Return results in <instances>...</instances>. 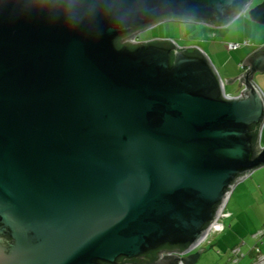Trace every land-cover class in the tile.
<instances>
[{
    "label": "water",
    "instance_id": "95a60500",
    "mask_svg": "<svg viewBox=\"0 0 264 264\" xmlns=\"http://www.w3.org/2000/svg\"><path fill=\"white\" fill-rule=\"evenodd\" d=\"M252 2L0 0V264L198 263L264 167V46L228 97L198 47L133 40L168 21L264 26Z\"/></svg>",
    "mask_w": 264,
    "mask_h": 264
},
{
    "label": "crops",
    "instance_id": "0c3cea01",
    "mask_svg": "<svg viewBox=\"0 0 264 264\" xmlns=\"http://www.w3.org/2000/svg\"><path fill=\"white\" fill-rule=\"evenodd\" d=\"M177 23H180L182 25L181 26V28L183 29V38H181L182 41L180 40V42H178L174 39H170V40L176 41L177 44L181 48L182 47H198L199 49H201L206 54V56L208 57V59L210 60V62L214 66V68L217 70L222 81L226 84V86H225L226 94L230 97L239 96L242 92L241 91L242 87L238 86L239 89L236 93H234V91H227L228 86H230V85L236 86L239 84H235V82H233L232 84L226 83V78L238 77L239 75L243 74V71L246 69V66L244 65V62L246 61V59L252 53H254L255 51H257L258 49H260L262 47L261 46L260 47L255 46L258 44L254 45V40L252 39L253 42L251 41V37L249 35H247L245 27H243V26H241V28L238 26L237 27H231L230 30L228 32H226L225 30H222V29H225L228 26L225 28L224 27H218L217 28V27H212L210 25H206V24H199V23H192V22H184V23L183 22H177ZM188 24L196 26L193 28L194 31L189 37H187L188 36L187 33L189 31V27H187ZM243 28H244L245 33H243V31H242ZM150 29H152V28H150ZM146 31H148V30H146ZM146 31H144L143 33H145ZM194 34L196 36H194ZM197 35L200 37V41L195 40ZM245 41H248L249 45L243 46L239 50L230 51L227 48V43H229V42L244 43ZM263 41L261 44H260V42H256V43H259V45H262V44H264ZM251 48H253V49H251ZM226 54H228L229 56L227 57ZM263 74L255 76L254 82L257 84V86L260 88V90L264 94V75ZM238 79L239 78H237L236 80H238ZM233 88H235V87H233ZM263 130H264V127L262 129V137H261V141H260V145L262 147H264V144L261 143L262 138H263ZM249 178L247 179L246 182L240 184L236 188L235 192H239L240 196L238 197V199H239L240 203L241 202L245 203L244 201H247V202L250 201V202H253L251 204V206H253L255 204V201H258L256 199L258 197L257 193L259 191H262V190L264 191V167L253 172V174ZM258 205H259V203H258ZM259 210H257V211H255L254 209L252 210V213H253L254 217L256 216L255 218L257 219V221L262 219V216H261ZM261 212L264 213L262 210H261ZM235 217H237V216L235 214H233V217H232L231 221L229 222V225H230L229 229H232V230L234 229L233 226H234ZM263 224H264V221H263L262 225ZM230 232L228 230L226 233L230 234ZM239 235L240 234L238 231V237L237 238L239 239V242H237L234 239V236H230L228 244L226 243V244L221 245V247H223V249L225 250V252H222V254L224 256L227 254L226 255L227 259L229 258V254H228L229 249L233 248L238 243L243 241ZM219 253L221 254L220 251H219Z\"/></svg>",
    "mask_w": 264,
    "mask_h": 264
},
{
    "label": "rangeland",
    "instance_id": "374dc122",
    "mask_svg": "<svg viewBox=\"0 0 264 264\" xmlns=\"http://www.w3.org/2000/svg\"><path fill=\"white\" fill-rule=\"evenodd\" d=\"M262 1L264 0H254V5L256 6ZM181 26L182 25L180 23H177L174 21L163 22L160 25H157L154 28L146 31L145 33L143 34L141 33L140 38L143 41L154 40V39H174L180 42V40L182 41L181 38H183V29L181 28ZM237 26L240 28L241 26L245 27L247 35L251 37V41L253 42L254 40V45L258 44L255 46H258V47L264 46V44L259 45V43H256V42H260L261 44L262 41L264 40V26L263 25L253 22L248 15H241L231 25H229L227 28L224 27L225 29H222V30H225L226 32H228L231 27H237ZM187 27H189L187 37H189L194 31L193 28L196 26L188 24ZM242 31L243 33H245L244 28ZM194 36L196 35L194 34ZM195 40L200 41V37L197 35ZM226 55L227 57L229 56L228 54ZM262 74L263 73H261V75ZM238 86L239 85H236V86L230 85L228 86L227 91H234V93H236L239 89ZM261 143L264 144V130H263V138H262ZM247 179L242 181L240 184L246 182ZM234 192L227 205V211H230L232 214H235L237 216L235 217V221H234V226H233L234 229L233 230L229 229V232L231 231L230 234L225 233L223 235L215 236L216 238L213 240L212 247L210 246L201 247L200 249H202L204 253L199 259L197 264H230L226 256L227 254L225 256L222 254V252H225V250L223 249V247H221V245L226 244V243L228 244L230 236H234V239L237 242H239V239L237 238L238 231L240 234L239 236L243 240L242 243H245L242 249H243V252L246 254V257L241 260L240 264H252L254 262L255 255H254V252L252 253V250L253 249L255 250L256 242L251 239V235L253 232L255 233L257 230H260L264 226V224L262 225L264 221V213L261 212V210L264 212V191L262 190L257 193V196L259 198L258 197L256 198L258 201H255V204L253 206H251L253 202H250V201L248 202L244 201L245 203H242V202L240 203L238 199V197L240 196L239 192H235V193ZM253 209L255 211L260 209L259 212L262 216L261 220L257 221V219L255 218L256 216L254 217L252 213ZM260 249L262 251L260 255H264V238H263L262 244L260 245ZM219 251L221 252V254L219 253ZM260 263L262 264V262Z\"/></svg>",
    "mask_w": 264,
    "mask_h": 264
},
{
    "label": "trees",
    "instance_id": "16d2710c",
    "mask_svg": "<svg viewBox=\"0 0 264 264\" xmlns=\"http://www.w3.org/2000/svg\"><path fill=\"white\" fill-rule=\"evenodd\" d=\"M122 39L123 38H119L117 40L118 47H122L123 45H127V44L123 43V40ZM130 46L131 47H134L135 45H130ZM188 51L189 52L196 53L198 50L196 48H190V49H188ZM232 217H233V214L226 221V228H225V230L222 233H220L219 235H222V234L226 233L229 230V226H230L229 225V222L231 221ZM262 230H264V226H263V228H261L260 230L256 231L255 233H253L251 235V239L256 242L255 250L254 249L252 250V253L254 252V255H255L254 256V262L252 264H255L257 262L256 259H257L258 253H256V250H259L260 253L262 252L261 249H260V245L263 242L264 234L262 236H260V237H257V238L254 237L257 233H259ZM215 236H217V235H215ZM215 236H214V238L212 239V241L209 244L205 245V247L206 246L212 247L213 240L216 238ZM244 245H245V243H242V241H241L236 246H234L233 248L229 249V253H228L229 254V258H228V261L230 262V264H234L233 261H235V264H240L241 260L246 257V254L243 252V249H242V247H244ZM236 249H239L240 250V252L237 253V254L233 253V251L236 250ZM163 250H168V249H163ZM175 251H177L179 253L184 252L183 249H176ZM160 252L161 251L154 252V253H152L150 255L140 256V257L135 258V259H132V260H125L124 259L122 261V264H154L156 261H158V255H159Z\"/></svg>",
    "mask_w": 264,
    "mask_h": 264
},
{
    "label": "built area",
    "instance_id": "2783aa9c",
    "mask_svg": "<svg viewBox=\"0 0 264 264\" xmlns=\"http://www.w3.org/2000/svg\"><path fill=\"white\" fill-rule=\"evenodd\" d=\"M134 42H139L141 41L140 37H138L137 35L134 37ZM249 44V42H244V43H229L228 49L230 51H236L239 50L242 46ZM231 213L229 211H227V208H225L221 214L219 215V217L216 219V221L212 224L210 231L208 233V235L206 236V238L204 239V241L197 247V249L199 247H201L202 245H207L209 244L212 239L214 238L215 235H219L220 233H222L225 228H226V221L231 217ZM264 234V230L260 231L259 233H257L254 237H260ZM240 250L236 249L233 251V253L237 254L239 253ZM187 252H181V254L178 252H171V253H161V259L164 256H169V255H173V256H177L179 259L182 258ZM256 253H258L257 256V262L255 264H261L260 262H262V264H264V255H260L261 253L259 252V250H256ZM233 263L235 264V261H233ZM179 264H183L182 262H179Z\"/></svg>",
    "mask_w": 264,
    "mask_h": 264
},
{
    "label": "flooded vegetation",
    "instance_id": "af4514ba",
    "mask_svg": "<svg viewBox=\"0 0 264 264\" xmlns=\"http://www.w3.org/2000/svg\"><path fill=\"white\" fill-rule=\"evenodd\" d=\"M253 7H255V5H254V0H253V2H252V4H251V7H250V9H252ZM244 15H248L247 13H245ZM245 42H248V41H245ZM229 43H237V42H229ZM229 43H227V45L229 44ZM247 45H249V44H247ZM244 46H246V45H244ZM243 47V46H242ZM241 47V48H242ZM227 48H228V46H227ZM240 48V49H241ZM229 50V49H228ZM246 71V69L243 71V73ZM243 75V74H242ZM241 75V76H242ZM258 75H260V74H256L255 76H258ZM255 78V77H254ZM237 82V83H236ZM235 84H241V77L238 79V80H235ZM243 90V88H241V91ZM240 91V92H241ZM227 95V94H226ZM228 96V95H227ZM228 97H230V96H228ZM204 245H202L201 247H203ZM201 247H199L198 249H200ZM197 249V250H198ZM181 254V253H180ZM181 259V258H180Z\"/></svg>",
    "mask_w": 264,
    "mask_h": 264
}]
</instances>
